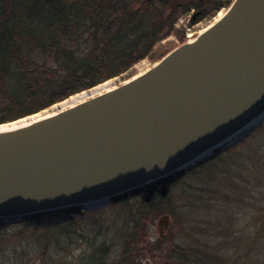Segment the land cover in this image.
I'll return each instance as SVG.
<instances>
[{
	"label": "water",
	"instance_id": "water-1",
	"mask_svg": "<svg viewBox=\"0 0 264 264\" xmlns=\"http://www.w3.org/2000/svg\"><path fill=\"white\" fill-rule=\"evenodd\" d=\"M263 118L264 0H233L143 72L1 127L0 221L96 205L182 173ZM169 222L159 219L160 237Z\"/></svg>",
	"mask_w": 264,
	"mask_h": 264
},
{
	"label": "trees",
	"instance_id": "trees-1",
	"mask_svg": "<svg viewBox=\"0 0 264 264\" xmlns=\"http://www.w3.org/2000/svg\"><path fill=\"white\" fill-rule=\"evenodd\" d=\"M232 1L0 0V125L38 114L109 79L132 77L138 63H155L177 45L164 43L168 37L175 35L178 44L186 40L185 30L176 26L180 17H188L191 25L211 21ZM79 41L82 48L76 44ZM234 152L212 167L209 175L234 166L246 169L250 184L235 199L244 204V225L230 231L231 224L220 232L223 238L197 237L191 243L171 245L164 238L158 240L155 250L166 264H264V132L252 134ZM180 172L111 199L125 203L141 197L143 206L151 208L169 197ZM79 209L33 211L0 221V226L6 223L0 228V250L7 238L21 236L24 242L14 244L15 254L25 249L41 264H61L58 254L86 238L87 249L79 264L133 262V250L125 243L116 246L101 238L89 239L63 220L40 226L44 219L77 214ZM232 217L237 218L233 213ZM23 223L34 224L25 236L8 228ZM126 235L133 242L140 236ZM18 246L25 248L18 250Z\"/></svg>",
	"mask_w": 264,
	"mask_h": 264
},
{
	"label": "rangeland",
	"instance_id": "rangeland-1",
	"mask_svg": "<svg viewBox=\"0 0 264 264\" xmlns=\"http://www.w3.org/2000/svg\"><path fill=\"white\" fill-rule=\"evenodd\" d=\"M223 11H220L213 20L203 21L196 25H191L188 17H180L176 26L185 30L186 39H188L187 35L189 33H192L193 37H195ZM167 41L178 45L175 35L168 37L164 40V43ZM76 44H81V48L84 46L82 41ZM76 47L79 48V46ZM152 64L154 63L148 60L138 63L134 67V75L143 72ZM126 77L127 75L109 79L90 90L77 93L38 114L9 124H2L0 128L19 125L56 112L92 93L118 85L128 79ZM261 132H264V118L248 133L219 152H215L219 147L215 145L204 153L197 155L196 158L201 156V161H196L197 164L191 169L180 173L181 179L172 187L169 197L157 200L156 204L151 208L143 206L141 197L131 198L125 203H116V201L109 199L96 205L82 207L77 214L59 215L44 219L40 221V226H48V224L63 220L67 225L75 226V230L79 233L89 236V239L95 237L104 239L109 244L112 243L116 246L124 245V243L126 246L128 245L135 256L133 262L129 261L127 264H166L165 256V260H163L162 254L157 253L155 250L158 240L161 241L164 238L171 245L172 243H191L197 237L223 238L220 232L231 224L232 228L230 231L235 230V227L244 225L245 222L241 216L245 210L243 208L244 204L240 203V201L237 202L235 199L238 198L240 193L244 192L243 188L250 184L246 180V169L243 166H234L232 170L215 173L212 176L211 174L209 175V171L212 167L219 165L221 161L229 157L231 153L241 149L244 142L252 134ZM232 213L234 217L240 219L234 218L232 220ZM164 215L169 216L170 222L169 227L164 232V236L160 237L158 222ZM5 224L1 225L0 228L6 227ZM33 227L34 224L23 223L8 228L12 231L20 230L22 235L24 234L25 236ZM127 233L140 234L139 238L137 237L139 240L137 242L129 240ZM85 239L77 240L75 246L72 245L58 254L61 264H79V259L84 255V250L87 249ZM5 241L7 244L5 243V246L0 250V264H41L33 253L26 252L25 249L22 250L23 253L21 255L14 253L15 245L24 242V237L11 236ZM18 247V250L25 248L22 246ZM24 252L26 253L25 256ZM52 257L56 259V254H53Z\"/></svg>",
	"mask_w": 264,
	"mask_h": 264
},
{
	"label": "built area",
	"instance_id": "built-area-1",
	"mask_svg": "<svg viewBox=\"0 0 264 264\" xmlns=\"http://www.w3.org/2000/svg\"><path fill=\"white\" fill-rule=\"evenodd\" d=\"M188 29H190V28H188ZM187 38H188V39L193 38V34H192V33H189V34L187 35Z\"/></svg>",
	"mask_w": 264,
	"mask_h": 264
}]
</instances>
